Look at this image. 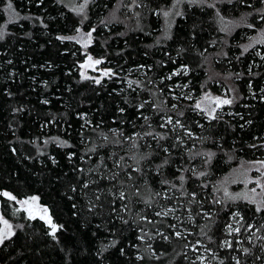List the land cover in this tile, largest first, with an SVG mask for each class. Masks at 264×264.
<instances>
[{
  "label": "trees",
  "instance_id": "1",
  "mask_svg": "<svg viewBox=\"0 0 264 264\" xmlns=\"http://www.w3.org/2000/svg\"><path fill=\"white\" fill-rule=\"evenodd\" d=\"M173 1L0 0V264H264V193L257 211L221 183L264 161V0H182L167 23ZM97 60L98 84L78 68ZM208 88L232 103L203 114Z\"/></svg>",
  "mask_w": 264,
  "mask_h": 264
},
{
  "label": "rangeland",
  "instance_id": "2",
  "mask_svg": "<svg viewBox=\"0 0 264 264\" xmlns=\"http://www.w3.org/2000/svg\"><path fill=\"white\" fill-rule=\"evenodd\" d=\"M59 2L66 5L68 8L76 10L80 7V5L85 4V0H58ZM89 1L87 0V3L85 4L84 9L89 5ZM182 0H174L172 2V6L167 11L170 13V15L167 17L166 21L172 22V16L175 13H178L181 9ZM83 9V10H84ZM124 11H127V3L124 2ZM175 12V13H174ZM79 29V32L77 31ZM91 31H84L81 28H76L75 32L73 33L72 37L73 39L82 44L90 43L92 40V37L89 41L88 33ZM83 65V67H81ZM79 73L83 77H92L95 80H99L104 76H108L110 73H112V69L110 67H107L103 65L102 63L95 64L92 63L91 65L87 66L85 63L81 62L79 63ZM109 73L108 75H105L104 73ZM208 97V99H205V97ZM218 97L217 94L212 93L209 89L205 90L197 99L196 104L199 102L201 104V108L205 111H202L203 114L207 116H211L214 113L218 112L220 107H216V104L214 103L215 99ZM215 109V111H213ZM201 111V109H198ZM222 188H223V194L225 195V192L228 193L226 197L230 198H241V199H247L254 201L255 204L260 207L262 205V195L264 193V161L260 159H256L247 163H241L238 166H234L231 168L222 178ZM255 190V191H253ZM230 196V197H229ZM36 197V196H28L23 201L27 200L29 203L25 204L20 202V207L16 208L21 209L25 212L26 215H29L31 212L32 214L35 213V209L38 210L40 214H45L43 212V209L45 207L41 206L38 203V200L32 201L30 198ZM232 199V198H230ZM4 221H7L5 218L2 217L0 214V230H8V226H10L9 222L7 221V225H5ZM231 226V229L235 226V220H232V222L229 224ZM228 226V231H229ZM10 230L12 233V228L10 226Z\"/></svg>",
  "mask_w": 264,
  "mask_h": 264
},
{
  "label": "snow or ice",
  "instance_id": "3",
  "mask_svg": "<svg viewBox=\"0 0 264 264\" xmlns=\"http://www.w3.org/2000/svg\"><path fill=\"white\" fill-rule=\"evenodd\" d=\"M87 3V0H85V4ZM85 4H82V5H80V7L78 8V9H76V11H77V13L79 14V13H81V12H83V9H84V7H85ZM7 8L9 9V10H11L12 9V4L11 3H9L8 5H7ZM163 15L165 16V17H168L169 15H170V13L169 12H164L163 13ZM176 15H180V13H176ZM11 22V21H10ZM77 31L79 32V29H77ZM88 37H89V41H90V39H91V36H92V33L91 32H89L88 34ZM3 38V34H2V32H0V39H2ZM58 39H61V40H63V39H72L71 37H58ZM245 51H247V48L245 49ZM89 59H91V57H89ZM99 63H101V61H99V60H97V61H95V64H99ZM81 67H83V65L81 66ZM105 75H108L109 73H104ZM176 73H173V75H175ZM82 76H83V74H82ZM86 78V77H85ZM170 78V77H169ZM96 83L98 84V83H100V81L99 80H96ZM205 99H208V97L206 96L205 97ZM214 103L216 104V107L218 108V107H220L221 105H224V104H230V103H232V101L231 100H228V99H220L219 97H217L216 99H215V101H214ZM197 109H201V111H205L204 109H202L201 108V104L198 102L197 104H196V106H195ZM213 111H215V109H213ZM170 122V121H169ZM203 175V174H202ZM253 191H255V190H253ZM0 195H4V196H6V197H8V199H10V200H14L15 199V197H13L11 194H9V193H7V192H4V193H0ZM225 195L227 196L228 195V193L227 192H225ZM121 198H123V193L121 194ZM230 198H233V197H230ZM32 201H35L36 199H37V197H31L30 198ZM234 199V198H233ZM22 203H25V204H27V203H29V201H27V200H25V201H23ZM261 209L258 207L257 208V211H260ZM43 212L46 214L47 213V208H44L43 209ZM29 215H30V218H35V215H33L31 212L29 213ZM41 219H44V216H41ZM46 222L50 225V227H51V229H52V235H53V237L55 238V233H56V231H57V226L56 225H54V224H52L51 223V219H50V217L46 220ZM4 223H5V225H7V221H4ZM232 231V229H231V226H229V232H231ZM237 231H238V229H237ZM12 235V233H11V230H10V226H8V230L7 231H5V230H0V243H3V241L5 240V239H7L9 236H11ZM177 235H179V233H177ZM226 244H227V242H226ZM245 251H247V249H245Z\"/></svg>",
  "mask_w": 264,
  "mask_h": 264
},
{
  "label": "water",
  "instance_id": "4",
  "mask_svg": "<svg viewBox=\"0 0 264 264\" xmlns=\"http://www.w3.org/2000/svg\"><path fill=\"white\" fill-rule=\"evenodd\" d=\"M34 211H35V212H37L38 210H37V209H35Z\"/></svg>",
  "mask_w": 264,
  "mask_h": 264
},
{
  "label": "bare ground",
  "instance_id": "5",
  "mask_svg": "<svg viewBox=\"0 0 264 264\" xmlns=\"http://www.w3.org/2000/svg\"><path fill=\"white\" fill-rule=\"evenodd\" d=\"M209 89V88H208Z\"/></svg>",
  "mask_w": 264,
  "mask_h": 264
}]
</instances>
